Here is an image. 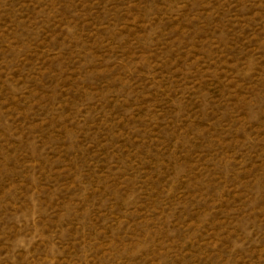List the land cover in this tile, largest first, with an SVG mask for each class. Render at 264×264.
<instances>
[{
    "label": "rangeland",
    "instance_id": "374dc122",
    "mask_svg": "<svg viewBox=\"0 0 264 264\" xmlns=\"http://www.w3.org/2000/svg\"><path fill=\"white\" fill-rule=\"evenodd\" d=\"M0 264H264V0H0Z\"/></svg>",
    "mask_w": 264,
    "mask_h": 264
}]
</instances>
